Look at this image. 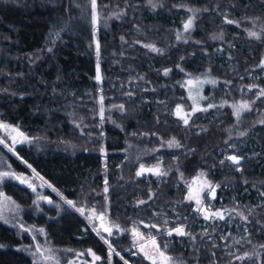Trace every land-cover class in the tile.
I'll use <instances>...</instances> for the list:
<instances>
[{"label": "trees", "instance_id": "trees-1", "mask_svg": "<svg viewBox=\"0 0 264 264\" xmlns=\"http://www.w3.org/2000/svg\"><path fill=\"white\" fill-rule=\"evenodd\" d=\"M95 3L0 0V119L31 138L16 148L21 160L0 145V173H28V164L67 201L96 206L130 227L156 212L173 215L169 204L183 200L184 184L207 170L226 197L217 205L234 210L250 235L236 254L197 232L188 242L172 235L186 247L170 246L172 264H264V0ZM252 73L260 77H242ZM189 77L208 81L206 97L212 91L200 109L184 86ZM100 96L124 111L97 116ZM178 106L192 111L189 122L176 114ZM237 141L249 154L242 170L220 168L219 149ZM163 150L161 184L142 180L141 165ZM2 194L12 198L7 211ZM49 194L60 205L35 213L28 187L0 182V264H38L30 248L40 236L59 258L89 249L106 261L107 246L82 215ZM179 207L188 229L194 215L184 220L188 207ZM225 223L211 222V234ZM111 242L130 258L128 235ZM112 264L125 263L113 256Z\"/></svg>", "mask_w": 264, "mask_h": 264}, {"label": "rangeland", "instance_id": "rangeland-1", "mask_svg": "<svg viewBox=\"0 0 264 264\" xmlns=\"http://www.w3.org/2000/svg\"><path fill=\"white\" fill-rule=\"evenodd\" d=\"M227 21L228 20L226 19V22ZM220 63L223 64V62ZM99 72L100 69L98 67V73ZM242 77L253 78L254 80L255 78L258 79L260 76H256L252 73ZM205 84H208V81L205 78L200 79L199 77H189L187 80V84H184L185 87H188V95L193 100L195 109H200V103L206 97ZM225 90H227V87H225ZM211 92L208 93L206 99L211 97V95H209L211 94ZM104 101V97L100 96V107L97 116L104 118L112 114V112H114L113 110H117L120 113L124 111L123 105H121L122 107H107ZM178 107L180 109L179 113L177 111ZM178 107L176 109V114L181 116L184 121L185 119H187V121L189 122V120H191L192 111L188 112L185 108H183L184 106ZM30 141L31 138H29L20 128L5 123L0 119V145L9 153L20 159L16 152V148L21 144L30 143ZM244 148H246V146H244V143L237 141L234 144L219 149L217 161L218 166H220V168L224 166L225 168L229 167L230 169L235 171H241L243 167L242 164L239 166H235L229 161L228 157L230 155H236L242 158L249 157L248 153L242 152ZM232 150H234V152H232ZM166 157L167 156L165 155V151L163 150L162 154H157L156 158L152 162L142 164L139 169V172H141L142 167L144 169V171L141 173L143 175L142 180L144 179L145 181H150L151 183L156 181L160 185L161 177L165 174L166 170L164 165ZM171 157L172 159L175 158L174 153H171ZM25 165L28 169V173H18L13 171L7 175L0 173V182L12 180L19 183L20 185L28 187L34 195L35 213H41V211H44L45 208H48L50 210L54 208L56 209V207H58L60 203L53 200L49 193L56 195L70 209L77 211L82 215L83 219L86 221L90 229L96 233V235L107 246L108 249V258L106 259V261H103L101 257L97 256L93 251L89 249L78 250L75 256L69 259L64 254H62V258H59L56 254V250L53 249L52 245L49 243V241L46 240L45 236H40L42 237L41 241L36 242L34 244V247L30 248V254L38 264H56V262L62 261L64 260V258L66 260L68 259L66 264H112L113 256H117L125 264H133L131 258L140 257L148 261L150 264H153V259H155L156 264H172L173 258L167 252L168 249H170V246L173 245L174 247L184 246L183 243H180V239L178 240L177 238L173 240L172 235H180L176 232L172 233L176 228H182L184 230V234L180 236L188 239L185 240V242L189 241V235L193 236V234L197 232L203 235L206 242L208 241L212 243L214 247H217L219 243L222 242L223 248L229 249V254H236L239 251V244L241 243V241L246 237L248 238V236L250 235V229L246 227L245 224H242L241 220L235 219L234 210L231 211L217 205V198L218 201H220L219 203L222 204L226 197L220 196L221 193H218L219 185L215 184V182H212L207 174V170H201L200 172H198L195 179L188 182V184L185 183V186L183 187L184 191L180 189L179 183H175L176 188L181 190L184 195L181 202H174V204H169L170 207L174 208L173 215L175 214V217L171 214L156 212L154 220L150 219V221H144L132 219L130 221V227H125L117 220L112 219L108 212H104L101 210L98 211L96 206L94 208H89L86 206L77 207L76 204L73 203L69 204L68 201L57 191L55 187L52 186V184L48 180L39 175L28 164ZM157 169L158 173L156 171ZM104 183L105 185L108 184L106 180L104 181ZM107 190L108 188L106 187V191ZM154 197V193H151L150 197L147 200H140L137 205H143L148 200H151ZM2 198L5 201H2L1 209L3 208V210L7 211V202L11 204L12 198L8 197L6 194H2ZM197 201H199V203ZM238 202L241 201L239 200ZM181 205H186L188 207V209L183 211L184 220L186 219L188 221L190 219V216L194 215V219L190 222L188 229L186 228L185 224L180 223L182 215L180 214L181 209H178V207ZM31 209L34 208L32 207ZM217 212L220 213L223 218L213 215V213ZM206 216L208 217L207 219L205 218ZM126 217L130 216L128 215ZM211 222H216L218 226H220L219 224L222 222L226 223L215 235L211 234L210 232ZM105 228L110 229V232L105 231ZM169 233H171V235ZM125 235H128L129 239L132 241V247L130 249V252H132L130 254V258L122 256V254L115 249L111 242V239L114 236L122 237ZM161 236L164 237L162 244L160 242ZM153 241L155 242V244H153ZM178 242L179 244L177 245ZM184 248L186 247L184 246ZM161 252L164 253V256L169 258L167 261L162 260L159 255V253Z\"/></svg>", "mask_w": 264, "mask_h": 264}, {"label": "snow or ice", "instance_id": "snow-or-ice-1", "mask_svg": "<svg viewBox=\"0 0 264 264\" xmlns=\"http://www.w3.org/2000/svg\"><path fill=\"white\" fill-rule=\"evenodd\" d=\"M92 6H93V9H95V0H92ZM191 23H192L191 20H189V22L187 24H185V29L189 28L191 26ZM250 35L256 36V33H250ZM97 79H99V75L97 76ZM244 107H247V106L245 105ZM177 111L179 113V111H180L179 107H178ZM184 122L187 123L188 122L187 119H185ZM170 143H172V142H170ZM229 159L234 161V162H236V163H238V158L235 157V156H231V157H229ZM143 171H144V169L142 167L141 168V172H138L137 175H140ZM156 171L158 173V169ZM5 175H7V174L5 173ZM213 191H214V189H213ZM197 202L199 203V201H197ZM68 203L71 204L72 202L68 201ZM213 215L220 216V218H223L222 215L220 213H218V212L217 213H213ZM205 218L207 219L208 217L206 216ZM105 231H109L110 232V229L105 228ZM174 231L177 234H180V235L184 234V230L182 228H176V229H174ZM169 234L171 235V233H169ZM153 244H155L154 241H153ZM159 255H160V257L162 258L163 261H167L169 259L168 257L164 256V253H162V252L159 253ZM97 259H98V257H97ZM153 264H156L155 259H153Z\"/></svg>", "mask_w": 264, "mask_h": 264}, {"label": "water", "instance_id": "water-1", "mask_svg": "<svg viewBox=\"0 0 264 264\" xmlns=\"http://www.w3.org/2000/svg\"><path fill=\"white\" fill-rule=\"evenodd\" d=\"M231 156H235V157H237V158H238V163H236V162L230 160L229 157H231ZM229 157H228L229 161H230L233 165H235V166H239V165H241V164L244 162V158H242V157H238V156H236V155H230Z\"/></svg>", "mask_w": 264, "mask_h": 264}]
</instances>
